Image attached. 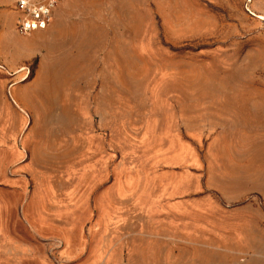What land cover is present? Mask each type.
<instances>
[{
    "label": "rangeland",
    "instance_id": "374dc122",
    "mask_svg": "<svg viewBox=\"0 0 264 264\" xmlns=\"http://www.w3.org/2000/svg\"><path fill=\"white\" fill-rule=\"evenodd\" d=\"M0 8L3 64L36 54L0 84V264H127L133 201L202 195L227 209V264H264V134L253 190L235 177L207 181L205 167L233 156L225 137L243 127L241 111L224 109L236 102L216 98L259 96L264 129V0H61L53 37L48 27L19 34L13 4ZM227 113L236 124L222 122ZM140 189L147 196L133 199Z\"/></svg>",
    "mask_w": 264,
    "mask_h": 264
},
{
    "label": "crops",
    "instance_id": "0c3cea01",
    "mask_svg": "<svg viewBox=\"0 0 264 264\" xmlns=\"http://www.w3.org/2000/svg\"><path fill=\"white\" fill-rule=\"evenodd\" d=\"M10 2L12 5L15 0H0V7L4 5V3L9 5ZM2 19L3 15L0 13V39L4 29ZM62 21L63 14L59 12L55 13L47 29L51 37L58 31L59 22ZM99 38V26L97 25L95 27L94 25L91 30V42L89 43L93 49L95 47L98 48ZM124 38L126 39L125 35ZM23 54L26 55H22L18 51L16 54V56H18V58H16L18 61L17 63L3 64V46L0 45L1 85H3V80H5L3 71H6L11 76V79H13L19 76L18 73L21 70L20 65L27 63L36 56V54L29 52ZM38 70L39 68L36 69L34 77H37ZM12 76L14 77L12 78ZM23 78H26L25 73L22 75V79ZM13 96H15L14 93ZM215 100L226 103L236 102V105L227 104L225 108H223L229 109L230 106H234L238 111H241L239 113V121L241 124L237 123V127L239 125H243V127H240V129L235 128L234 138L229 134L225 137L227 148L229 147V149L235 150L234 153L231 154L233 156H228L224 159L221 158L219 161L213 158L205 159V167L208 176L207 181L211 176H219L221 180H228L230 177H235L237 180L250 181L252 183L251 190H253L256 183H259L261 164L259 158L260 139L264 134V129L262 131L260 129V97L247 94L225 95ZM52 102L54 104L53 100L51 103ZM53 104L51 108L54 107ZM30 114L31 116L37 115V109L35 110V114ZM221 120L227 127L235 123V120L229 113L223 116ZM216 142L214 138L209 139L207 147L212 148ZM255 159L257 161H255ZM217 166H219L220 173L217 172ZM221 168H224L222 172L220 170ZM208 188L211 187L208 186ZM131 194L133 199H142L147 196L146 191L141 189L138 191H131ZM155 194H157L156 197H158L160 194H163V191H160L159 195L156 191ZM220 195L226 204L231 202V198H233L232 195L223 192H220ZM161 197L163 198V195ZM79 198H82V196ZM210 201L211 198L207 195L196 197L184 196L182 199L171 201L170 204H166L164 200H161L159 202L161 204H156L153 207L144 205L142 200L133 201V204L127 209V214L136 215L127 216V247H131L127 250V264H179L180 257H194L196 259L208 257L209 260L213 257H218L221 262L224 258L225 264H227V209L223 205L212 206L208 204ZM76 205L82 207L83 204L76 202ZM149 213L155 214L154 234L150 235L147 234V222L150 219V216H148ZM153 243H155V245L168 247L167 252H169L170 247L171 254H148L145 247ZM189 247H191V249ZM188 248L190 249L189 251ZM182 250H186L188 253L185 255L181 254ZM169 257H171V259H169ZM67 258L69 259L72 257ZM107 259L108 257H105V261ZM97 260H100V258L98 257ZM13 261H16V259H13ZM30 261H36V259H30Z\"/></svg>",
    "mask_w": 264,
    "mask_h": 264
},
{
    "label": "built area",
    "instance_id": "2783aa9c",
    "mask_svg": "<svg viewBox=\"0 0 264 264\" xmlns=\"http://www.w3.org/2000/svg\"><path fill=\"white\" fill-rule=\"evenodd\" d=\"M61 0H15L14 11L17 13L15 30L21 35L48 27L54 10Z\"/></svg>",
    "mask_w": 264,
    "mask_h": 264
}]
</instances>
